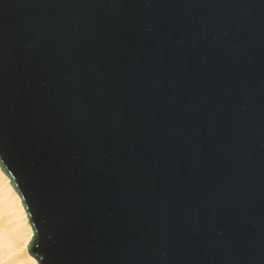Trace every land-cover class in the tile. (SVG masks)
<instances>
[{"label": "water", "instance_id": "1", "mask_svg": "<svg viewBox=\"0 0 264 264\" xmlns=\"http://www.w3.org/2000/svg\"><path fill=\"white\" fill-rule=\"evenodd\" d=\"M0 170L38 264H264V0H0Z\"/></svg>", "mask_w": 264, "mask_h": 264}, {"label": "bare ground", "instance_id": "2", "mask_svg": "<svg viewBox=\"0 0 264 264\" xmlns=\"http://www.w3.org/2000/svg\"><path fill=\"white\" fill-rule=\"evenodd\" d=\"M9 182L0 170V264H38L26 251L33 231Z\"/></svg>", "mask_w": 264, "mask_h": 264}]
</instances>
